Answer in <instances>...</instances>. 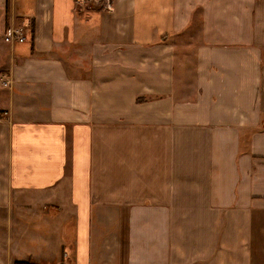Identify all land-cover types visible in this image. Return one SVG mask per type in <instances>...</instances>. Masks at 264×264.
<instances>
[{
	"label": "crops",
	"instance_id": "obj_1",
	"mask_svg": "<svg viewBox=\"0 0 264 264\" xmlns=\"http://www.w3.org/2000/svg\"><path fill=\"white\" fill-rule=\"evenodd\" d=\"M16 262L264 264V0H0Z\"/></svg>",
	"mask_w": 264,
	"mask_h": 264
},
{
	"label": "built area",
	"instance_id": "obj_2",
	"mask_svg": "<svg viewBox=\"0 0 264 264\" xmlns=\"http://www.w3.org/2000/svg\"><path fill=\"white\" fill-rule=\"evenodd\" d=\"M92 3H105L107 8L111 7L112 0H88ZM6 41H15L18 40L19 42L25 41V36H23L22 32L16 28H9L5 33Z\"/></svg>",
	"mask_w": 264,
	"mask_h": 264
},
{
	"label": "rangeland",
	"instance_id": "obj_3",
	"mask_svg": "<svg viewBox=\"0 0 264 264\" xmlns=\"http://www.w3.org/2000/svg\"><path fill=\"white\" fill-rule=\"evenodd\" d=\"M19 18H20V17H19ZM16 22H17V23H16L17 25L15 26V28L21 31L20 26H22V21H21L20 19H17ZM21 32H23V31H21Z\"/></svg>",
	"mask_w": 264,
	"mask_h": 264
},
{
	"label": "trees",
	"instance_id": "obj_4",
	"mask_svg": "<svg viewBox=\"0 0 264 264\" xmlns=\"http://www.w3.org/2000/svg\"><path fill=\"white\" fill-rule=\"evenodd\" d=\"M15 264H33V263H30V262H16Z\"/></svg>",
	"mask_w": 264,
	"mask_h": 264
}]
</instances>
